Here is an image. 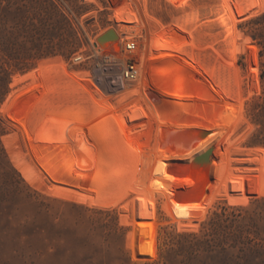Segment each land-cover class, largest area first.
<instances>
[{
	"label": "rangeland",
	"instance_id": "374dc122",
	"mask_svg": "<svg viewBox=\"0 0 264 264\" xmlns=\"http://www.w3.org/2000/svg\"><path fill=\"white\" fill-rule=\"evenodd\" d=\"M117 30L139 43L140 82L97 66ZM191 129L207 134L170 143ZM260 148L264 0H0V264H264ZM225 207L246 216L217 235L237 239L229 257L177 250Z\"/></svg>",
	"mask_w": 264,
	"mask_h": 264
},
{
	"label": "bare ground",
	"instance_id": "6f19581e",
	"mask_svg": "<svg viewBox=\"0 0 264 264\" xmlns=\"http://www.w3.org/2000/svg\"><path fill=\"white\" fill-rule=\"evenodd\" d=\"M253 8V7H252ZM262 9H259L258 11H255L254 13H258L259 11H261ZM118 18H119V20L121 21V22H131V21H133V20H135V16H132V15H127V17L126 16H124L123 15V12H121L120 14H119V16H118ZM119 21V22H120ZM124 27H126L129 31L130 30H133L134 28L132 27V26H125L124 25ZM117 32H118V34L120 35V40L114 45V47L117 49V50H119L116 54H121V52H122V56H118V55H116L114 52H109V51H112V46L111 47H109L106 51H108V52H106L105 50H103L105 53H112L114 56H116V57H123V56H125V49H126V44H125V42H126V37L125 38H123V36H121V34L119 33V30H117ZM131 32V31H130ZM165 34V33H164ZM162 36V35H161ZM160 41H164L165 42V44L164 43H162V42H160ZM168 44V42L167 41H165L164 39H158L157 40V45L154 47V48H166V47H164V46H167V48H168V46L169 45H167ZM170 44V43H169ZM170 49V48H169ZM137 55V53L136 54H129L128 55V57H129V59L130 60H132V61H134V57ZM152 59H160L159 57H156V56H154L153 55V57H151ZM162 58V57H161ZM140 64V63H139ZM140 66V68H141V72H143V70H142V66L141 65H139ZM29 77V75H26V76H14V78H13V84L12 85H15V84H17L18 82H20V81H22V80H24V79H26V78H28ZM161 78V77H160ZM159 77L158 78H151V80L152 81H155L154 82V87H155V89L157 90V92L158 93H160V94H162V95H164V96H169V97H171V98H190L189 97V94H188V92L186 93V92H182V90L180 91V90H176V89H174V88H172V87H170V86H168V84L166 85L164 82H162V79H160ZM141 79H142V74H141V78H140V80H139V82L141 81ZM148 79H150V78H148ZM147 83L145 84V86H144V92L142 91V93H143V95L148 99V100H150L151 102H152V104H153V106H154V108L153 109H155V111H156V115H157V117H159L160 118V120L162 121V122H166V121H175V122H178V120L177 119H175V118H167V116L165 115V113H163V111H161L160 109H159V107L158 106H156L154 103H153V101H152V97L150 96V94H149V91H146L147 90ZM183 87V86H182ZM153 99H155V98H153ZM186 100V99H185ZM5 106V105H4ZM173 109V108H172ZM174 111V110H173ZM138 117V115H133V116H131V120H133V119H136ZM181 124H184V125H190V126H197V125H202L201 124V122L200 121H197V120H194V119H191V118H186V119H183L182 121H179ZM185 130V129H184ZM192 130V129H191ZM185 131H188V130H185ZM193 131V130H192ZM93 133V132H92ZM186 133H188V132H186ZM85 137H87V138H91V136H93V135H91V133H90V130H86L85 131ZM185 135V132L184 131H179V130H177L176 131V135L175 136H173V138H175V137H177V138H175V140H171V142L170 143H172V144H175V145H178V144H180L179 143V141L178 140H176V139H180L182 142H185V140H183V139H181L182 138V136H184ZM96 136V135H95ZM94 138V137H93ZM104 138V137H103ZM92 139V138H91ZM106 140V139H105ZM173 141V142H172ZM187 141V140H186ZM90 142V141H89ZM98 141H96V143H97ZM181 142V143H182ZM99 143V142H98ZM102 144V143H101ZM88 145H90V143L88 144ZM97 146V145H96ZM102 146V145H101ZM101 146H100V148H101ZM257 150V149H256ZM260 154H262V155H264V148H260V149H258L257 150ZM101 152V151H100ZM99 152V153H100ZM99 156V155H98ZM97 156V157H98ZM103 162V161H102ZM108 162V161H107ZM106 162V163H107ZM109 164V163H108ZM169 165V164H168ZM115 167V166H114ZM159 181V180H158ZM160 186H161V184H160ZM162 187V186H161ZM99 190V189H98ZM123 196V195H122ZM236 203H242V204H246L247 203V201L246 200H242V201H235ZM200 203V202H199ZM231 203H232V200H231ZM192 204V203H191ZM141 205V204H140ZM141 209H140V215H141V217H144V216H146L147 215V213L146 212H144L143 210H142V208H143V206H141L140 207ZM149 214V213H148ZM146 219V218H145Z\"/></svg>",
	"mask_w": 264,
	"mask_h": 264
},
{
	"label": "trees",
	"instance_id": "16d2710c",
	"mask_svg": "<svg viewBox=\"0 0 264 264\" xmlns=\"http://www.w3.org/2000/svg\"><path fill=\"white\" fill-rule=\"evenodd\" d=\"M174 204L178 206L177 202ZM229 209L230 208L225 207L223 208L222 212H215L216 220L212 224V226L214 227H212V233H205L202 235V237L195 233L179 234L178 236L179 238H181L182 242H178L176 244L174 243L173 245H177V250L181 251L185 248H190L197 252V256H199V254L202 255L203 253H206L208 256H212L213 254L218 253L225 258L229 257V251L237 247V239L233 238V242H229L231 240H220V236L217 235H219L220 233L224 235V232H222L221 229L223 223L243 220L246 218V216L229 212ZM233 210L245 209L237 208ZM185 216H191L189 210ZM183 240H185V242ZM172 249L175 250V247H172Z\"/></svg>",
	"mask_w": 264,
	"mask_h": 264
},
{
	"label": "built area",
	"instance_id": "2783aa9c",
	"mask_svg": "<svg viewBox=\"0 0 264 264\" xmlns=\"http://www.w3.org/2000/svg\"><path fill=\"white\" fill-rule=\"evenodd\" d=\"M126 49H125V56L123 57H116L112 53H105L103 49L99 47L98 44L94 46V56L97 55L98 58V67L100 68L105 67L109 70H116L118 69L117 77L118 79L124 83H136L139 82L141 78V68L140 64L136 61H132L129 59V54H136L139 51V43L135 39H128L125 42ZM92 57V55H91ZM82 59V57H78L77 60ZM91 80L92 82L100 88V85L96 81V77L94 73L91 71Z\"/></svg>",
	"mask_w": 264,
	"mask_h": 264
},
{
	"label": "water",
	"instance_id": "95a60500",
	"mask_svg": "<svg viewBox=\"0 0 264 264\" xmlns=\"http://www.w3.org/2000/svg\"><path fill=\"white\" fill-rule=\"evenodd\" d=\"M118 39V35L116 33V31L114 29H110L108 31H106L104 34H102L101 36H99L98 41L100 43H102L103 45H107V42L111 41V40H115ZM207 133L205 132H201L200 134H197L193 131L188 132L185 134L187 139H194L196 137H200V136H205ZM198 135V136H197ZM173 142V141H172ZM203 160V158L199 161V163H201ZM180 173V172H179ZM187 175H194V172L192 171H188ZM183 201H192L193 198H182ZM196 199H200L199 197H196L193 199V201H195Z\"/></svg>",
	"mask_w": 264,
	"mask_h": 264
}]
</instances>
